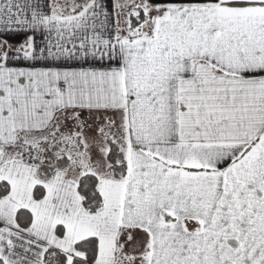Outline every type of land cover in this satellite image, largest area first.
<instances>
[{"label": "snow or ice", "instance_id": "6c2138e0", "mask_svg": "<svg viewBox=\"0 0 264 264\" xmlns=\"http://www.w3.org/2000/svg\"><path fill=\"white\" fill-rule=\"evenodd\" d=\"M0 264H264V0H0Z\"/></svg>", "mask_w": 264, "mask_h": 264}]
</instances>
